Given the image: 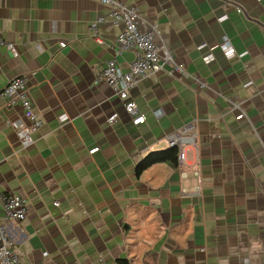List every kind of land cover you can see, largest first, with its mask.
<instances>
[{
    "label": "crops",
    "instance_id": "obj_1",
    "mask_svg": "<svg viewBox=\"0 0 264 264\" xmlns=\"http://www.w3.org/2000/svg\"><path fill=\"white\" fill-rule=\"evenodd\" d=\"M118 1L136 7L154 42L202 81L168 70L142 78L128 93L144 116L138 125L100 75L112 57L123 71L133 58L130 50L115 54L122 24L106 5L0 0L2 37L17 50L0 49V91L25 76L42 120L34 143L21 148L8 124L20 106L0 98V192L19 194L27 207L6 226L19 259L264 264V0ZM223 36L236 56L211 49ZM187 122L196 139L184 165L161 161L137 172Z\"/></svg>",
    "mask_w": 264,
    "mask_h": 264
},
{
    "label": "built area",
    "instance_id": "obj_2",
    "mask_svg": "<svg viewBox=\"0 0 264 264\" xmlns=\"http://www.w3.org/2000/svg\"><path fill=\"white\" fill-rule=\"evenodd\" d=\"M108 8V17L113 23H121L122 28L117 35L114 43V52L116 55L124 51H132L133 58L129 64V69L123 71L117 65L116 58L112 57L107 60L101 72V77L112 88L119 98L124 100L123 108L131 118L134 125H138L144 121V116L138 110L134 101L128 99L129 90L137 85L140 80L150 73L168 70V72H180L184 76L193 79L197 84L202 85V81L188 73L182 63H178L173 58L170 50L163 43H155L153 40L154 27L148 20L139 14L136 7L127 6L118 0H99ZM226 15L218 18L223 21ZM98 18L96 22L103 21ZM91 28L95 29L96 24H92ZM97 42L102 40L96 37ZM64 46V42H60ZM218 48L225 57L231 58L237 55L235 48L226 36L213 48ZM5 48L13 55L17 54V50L12 42L6 41L0 31V49ZM206 63L214 59L212 52L204 56ZM26 77L16 76L8 81L6 86L0 91V98L6 100V104L10 107L20 106L21 117L8 122L14 129L21 148H28L34 143V133L41 127L42 120L37 112L34 111L32 102L26 91ZM239 116H242L241 114ZM118 117L117 112H112L108 116V121L114 122ZM66 116L62 115L60 120H66ZM195 127L193 122H187L182 127L173 130L167 135L168 147L177 149V167L181 168L185 161V147L195 144L196 139ZM96 148L89 152H94ZM196 173V172H195ZM182 177L186 176L184 170H180ZM0 264H27L19 259L16 249L12 246L6 226L12 221H22L27 214L25 201L19 194L0 192ZM101 261V259H100Z\"/></svg>",
    "mask_w": 264,
    "mask_h": 264
},
{
    "label": "trees",
    "instance_id": "obj_3",
    "mask_svg": "<svg viewBox=\"0 0 264 264\" xmlns=\"http://www.w3.org/2000/svg\"><path fill=\"white\" fill-rule=\"evenodd\" d=\"M176 153L177 149L172 147L165 150L154 151L147 154L137 165V172H140L142 169L161 161H169L176 163ZM126 262L122 259L118 260V264H125Z\"/></svg>",
    "mask_w": 264,
    "mask_h": 264
}]
</instances>
